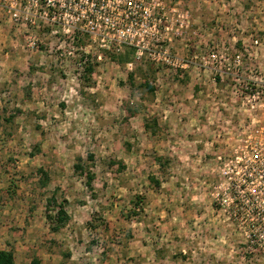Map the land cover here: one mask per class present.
I'll list each match as a JSON object with an SVG mask.
<instances>
[{
  "label": "rangeland",
  "instance_id": "374dc122",
  "mask_svg": "<svg viewBox=\"0 0 264 264\" xmlns=\"http://www.w3.org/2000/svg\"><path fill=\"white\" fill-rule=\"evenodd\" d=\"M165 3L189 16L169 33L185 69L147 52L125 62L124 45L39 32L0 5V247L16 264L34 254L43 264H264L215 192L227 185L223 156L259 140L246 124L262 107L244 87L264 81V0ZM79 156L93 191L75 171ZM54 190L71 216L57 232L46 218Z\"/></svg>",
  "mask_w": 264,
  "mask_h": 264
},
{
  "label": "built area",
  "instance_id": "2783aa9c",
  "mask_svg": "<svg viewBox=\"0 0 264 264\" xmlns=\"http://www.w3.org/2000/svg\"><path fill=\"white\" fill-rule=\"evenodd\" d=\"M0 5L15 22L35 25L39 32L86 34L106 49L132 46L137 59L147 52L155 64L168 67L185 69L191 62L172 52L169 35L184 32L189 16L165 0H0ZM30 45L37 47L39 42L32 38ZM244 89L247 99L262 107L252 110L246 124L259 140L240 143L223 156L227 185L215 192L221 208L245 230V242L264 251V81L251 79Z\"/></svg>",
  "mask_w": 264,
  "mask_h": 264
},
{
  "label": "trees",
  "instance_id": "16d2710c",
  "mask_svg": "<svg viewBox=\"0 0 264 264\" xmlns=\"http://www.w3.org/2000/svg\"><path fill=\"white\" fill-rule=\"evenodd\" d=\"M128 50L125 52L124 59L125 62H131L133 60L132 56H135L136 49L132 46H125ZM83 56L79 57V65L83 67V71L87 74L85 77L88 80H91V75L94 73L95 68L94 65L91 64V62H87L88 58H84ZM84 60H86L84 62ZM86 63V65H84ZM152 67L151 69L155 66V64L152 62ZM84 65V66H83ZM129 80L131 83L134 82V75L133 73L129 74ZM150 80L145 79L143 83L141 84L142 86L146 87L150 92H154L155 88L150 85ZM90 83V82H88ZM20 112V110H18ZM15 115L10 114V116H3V119L6 122H11L14 119ZM146 126L149 128V126L146 123ZM94 158L93 154L88 155V159L92 160ZM158 159V158H157ZM161 159L159 158L158 161ZM78 162L74 164V168L76 172H79L81 175H85L86 177V186L90 190H94V178L95 174L85 166L83 159L81 156L78 157ZM43 176L42 179L40 180V185L41 187H46L49 184L50 177L47 172H44L42 170ZM153 180V183L157 186H160L159 181H156L154 178H151ZM142 197L136 196L135 197V204L139 205L142 203ZM67 200L62 198L59 200L58 195H57V190H54V192L47 198V204H46V218L50 222V229L53 232L60 231L64 227L68 225V223L71 220V216L68 213L66 209V204ZM68 256V254H66ZM0 264H16V258L14 251L11 249L4 250L0 249ZM26 264H43L41 258L37 255L34 254L31 258L30 261Z\"/></svg>",
  "mask_w": 264,
  "mask_h": 264
},
{
  "label": "crops",
  "instance_id": "0c3cea01",
  "mask_svg": "<svg viewBox=\"0 0 264 264\" xmlns=\"http://www.w3.org/2000/svg\"><path fill=\"white\" fill-rule=\"evenodd\" d=\"M197 30H198V29H197ZM197 30H196L195 32H199V31H197ZM0 249L8 250L7 248H1V247H0ZM29 261H30V259H29L27 262H25L24 264L28 263Z\"/></svg>",
  "mask_w": 264,
  "mask_h": 264
}]
</instances>
